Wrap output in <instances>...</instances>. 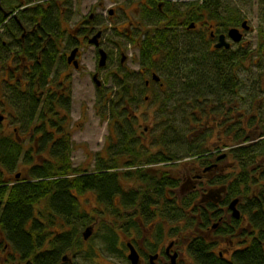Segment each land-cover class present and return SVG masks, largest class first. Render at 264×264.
<instances>
[{
	"label": "trees",
	"instance_id": "obj_1",
	"mask_svg": "<svg viewBox=\"0 0 264 264\" xmlns=\"http://www.w3.org/2000/svg\"><path fill=\"white\" fill-rule=\"evenodd\" d=\"M151 3L155 9V18L148 23H153V29L150 32L147 30L145 36L140 35L143 42L140 56L142 66L150 70L169 69L172 72L181 68L183 73H186L182 77L184 80L178 85L174 80H169V87L171 91L180 87L186 100L191 98V111L195 108L193 103L196 102V96L205 95L204 88L239 87L235 71L254 50L240 45L236 50L230 48L212 52L206 31L197 37L199 43L194 38L181 45L178 30L180 25H184L187 31H190V22L204 21L209 17L215 21L218 30L226 31L231 26L239 25L244 18L237 8L230 7L223 0L169 2L162 10L158 8L157 0ZM259 3L264 23V0H259ZM259 34L264 36V26L260 28ZM124 76L126 78V73ZM121 80L122 78L117 80V75L115 76L114 81L126 95V91H131V85ZM46 86L47 79L43 78L39 82L34 80L33 87L27 93L11 90V98L16 99L15 108L19 124L29 131L30 146L20 140L19 136L6 133L0 123V250L6 252L3 261L5 264H79L76 261L64 262L63 256L74 250V247L78 250L79 242L84 241L79 238L78 229L82 224L90 223L92 217L80 209L78 195L88 191L97 195L101 206L97 208V212L100 215L111 214L119 222L123 220L122 210L134 208L137 200L142 202V208L150 209L162 199L164 215L171 218L183 215L184 211L199 212L198 207L192 211L188 210L195 198L194 193L184 198L180 203L182 207L179 206L173 190L179 186V178L176 175L171 171L148 168L178 159L179 156L157 152L140 161L143 152L139 148L136 150L133 147L135 143L132 145L129 141L135 133L134 130L133 133H128L125 129L115 155L109 158L104 155L99 157L100 160L93 171L81 170L74 166V143L71 133L65 126L55 124L54 115L59 112H56L52 94L49 90L46 91ZM41 89L46 91V97L42 101L37 96V91ZM107 105L113 118L120 119L121 111L116 98H112ZM62 106L70 111V96ZM254 122L251 119L249 126ZM260 129L261 135L258 138L264 136V119ZM231 130L234 131L232 156L242 165V170L231 180L229 191L234 197H240L250 191L252 183H259L253 166L257 165V160L264 154V138L252 141L242 123L233 122ZM57 135L58 137H55ZM184 144L186 153L192 155L201 150L203 152L205 146L204 142L197 143L189 139H186ZM115 156L133 158L124 161V165H130L129 168L120 171L121 162ZM19 166L24 167L21 177L9 181L6 174L12 173ZM123 178L138 182V187L124 189L121 183ZM166 186L169 194H166ZM118 198L120 204L117 202ZM42 202L45 203L44 208L39 206ZM202 210L205 225H208L213 214ZM248 211L255 232L247 246L243 245L236 249L230 258H226L209 251L208 244L201 239L200 243L194 241L191 245L190 252L194 259L199 264H264V187L260 197L255 198ZM58 220H63L64 223L58 224ZM103 220L111 231L110 236L105 237L106 248L109 251H117V221L112 218ZM240 220L234 219L235 223ZM53 224L62 227L72 225V230L49 228ZM192 224L193 219L188 220L186 227ZM246 232L245 230L243 234Z\"/></svg>",
	"mask_w": 264,
	"mask_h": 264
},
{
	"label": "flooded vegetation",
	"instance_id": "obj_2",
	"mask_svg": "<svg viewBox=\"0 0 264 264\" xmlns=\"http://www.w3.org/2000/svg\"><path fill=\"white\" fill-rule=\"evenodd\" d=\"M152 1L128 0L124 5L117 2L116 6L111 8L108 13L109 18L117 17L115 23H109V32L122 33L125 37L131 39L129 44L135 46L140 63L136 72L127 67L126 71L119 73L120 78L131 85V91H126V95H122L126 104L129 102V107L132 103L137 107L140 106L143 103L142 96H145L143 98H146V100L149 98L148 95L144 94L145 90L140 89L138 86L141 78L144 79L146 89L153 88L155 90L157 87L160 92L165 94L163 97L168 96V92L171 90L169 80L160 73L171 74L172 71L169 69H166V71L150 70L142 66L140 62L143 42L137 37L141 34L145 36L147 30L150 32L153 29V23H148L149 20L155 18ZM174 1L178 2L176 0H157L158 8L162 10L169 2ZM63 2L64 0H0V93L7 97V101L3 99L2 103H8L11 99L12 89L27 93L33 87L34 80L39 82L40 79H47L46 91L49 90L52 94L56 112H59L58 115H54L55 120H58L59 117V121L55 124L66 127L69 111L62 104L67 101L68 96H70L72 104L70 76L73 68L77 71L83 69L84 60L87 58V51L90 46L94 48V56L98 66L101 49L107 52V61L111 57V53L105 46L107 24L103 19H100L102 17L101 12L98 10L92 11L90 14L87 13L80 21L73 24L71 16L73 9L66 4H62ZM65 2L69 3L70 0H65ZM100 4L102 6V2ZM134 15H138V18H135ZM244 20L235 26L243 33V39L245 37L244 30L251 29V26L249 29L243 27ZM207 22L209 21L207 20ZM194 23L196 27L198 23ZM209 25V32L205 30V24L202 25V28H204L202 31H206V35L211 41L210 51L215 52L226 49L224 47L216 48L215 43L221 33L228 34L229 28L226 31H220L213 23L210 24L209 22ZM99 31L101 32L98 39L99 44L91 43L90 39ZM227 38H229L228 35ZM243 39L238 43L243 45ZM115 43L117 44L115 56L119 60L118 66L123 68L129 59V55L123 50L119 42L116 41ZM232 46L233 42L230 48ZM123 57H125L124 60H122ZM101 72V69H96L92 74V78L99 88L104 83ZM154 73L159 78L154 77ZM98 81H100L99 85ZM239 88H204L205 95L196 96V102L193 103L195 109L198 110L197 113L195 111V113H188L187 115L189 129L192 127L194 131L189 138L185 137L186 139H193L197 143L205 142L208 138V132L212 131L210 126L220 125L222 129L223 126L225 127L222 133L227 134L226 142L223 143L226 145L216 151L202 152L201 150L198 154L193 155L184 153L185 157L178 155V159L165 162L171 168L178 165L183 167L180 170L181 174L178 175L179 182L180 179L183 180L181 185L179 183V188L177 187L179 206L182 207L180 203L184 198L190 197L194 193L195 198L188 210L192 211L198 207L199 212L187 211L186 213L184 211L183 215L174 218L168 215L165 216L162 199L158 201V205L154 204L150 209L142 208V202L137 200L134 208L122 210L123 220L117 222L115 234L118 236L117 250H120L128 264H134L129 258L131 246L139 255L137 264H199L190 252L194 241L200 243L203 239L208 244L209 251L230 258L236 249L241 248L243 245L247 246L251 237H254L255 228H253L252 217L248 208L253 204L255 198L260 197L261 190L264 187V154L259 159L260 161L258 160L257 165L253 166L258 178H261V182L258 184L252 183V188L249 187L250 191L245 195V198L239 197L237 203V207L241 211L239 218L233 216L229 207L230 202L236 198L229 191L231 180L226 181L222 177L235 166L232 159V146L227 145V142L231 141L230 130L233 122L242 123L245 127L248 126L251 119L259 116L258 108L254 107V115L244 113L242 114L243 119H241V114L240 117L239 114H236L237 118L235 119L234 111L242 112L244 110L241 102L245 97L239 95ZM46 91L45 89L37 91V96L41 101L46 97ZM208 92L213 94L212 99L207 97ZM12 96H14V93H12ZM190 99L186 100L184 94L183 100L179 103L190 107L192 103ZM13 101L15 106L16 99L14 97L12 98ZM4 112H6V108L0 107V115L3 116L0 123H4L9 119V112L7 114ZM14 131L18 136L17 128ZM55 137H58V135ZM220 138L222 141V136ZM261 138H264V136L252 139V141ZM190 162H197L198 164L193 167ZM152 167L155 166H148V168ZM167 189L168 186H166V191ZM244 189L246 193L245 186ZM92 193L96 200L97 195L94 192ZM166 194H169L168 191ZM117 202L121 203L120 198ZM97 203V208H100L98 200ZM101 209L104 211L103 208ZM202 209L213 214L208 225H205ZM216 214L217 217L215 218ZM97 218L94 223L98 222L99 218L100 220L112 218L115 222L117 221L111 214L100 215ZM192 219L193 224L186 227L188 220ZM234 219L241 220L235 223ZM109 222L112 224L111 221ZM244 223H246V226ZM245 230L247 232L244 235ZM239 236L242 239L236 243L237 247H235L234 239ZM65 256L67 257L65 258ZM95 256H97V252H95ZM63 261L75 262L69 257L68 253L63 256Z\"/></svg>",
	"mask_w": 264,
	"mask_h": 264
},
{
	"label": "rangeland",
	"instance_id": "obj_3",
	"mask_svg": "<svg viewBox=\"0 0 264 264\" xmlns=\"http://www.w3.org/2000/svg\"><path fill=\"white\" fill-rule=\"evenodd\" d=\"M176 1L182 2L192 0ZM101 2L102 6L100 4ZM117 2H121V4L124 5L128 0H70L69 3H66L64 0L62 3L73 9L71 13L73 24L80 21L87 13L90 14L92 11L98 10L101 12L102 17L100 19H103L105 24H107L105 46L111 53V57L108 59L107 64L102 68H98V62L94 56V48L90 46L87 51V58L84 60L83 69L77 71L73 68L70 76L72 104L68 112L69 118L66 128L71 133L74 143L72 149L73 165L81 170L93 171L96 168L97 162L100 160L99 157H103L104 155L109 158V156L115 155L114 153L118 150L117 145L120 143L119 141L123 139V131L125 129H127L126 132L128 133H133V130L135 131L133 137H131L129 141L132 142V145L135 143L133 147H135L136 150L139 148L141 152H143L140 161L157 152H161L162 154L172 153L171 155L177 154L180 155V157H185V137L189 138L190 134H193L194 131L192 127L189 129L187 115L189 112L195 113L196 111L197 113L198 110L194 108L195 110L193 109V111H191V107L183 104L180 105L179 102L183 100L184 96L180 87L172 91L170 90L168 96L163 97L165 94L160 92L157 87L155 90L153 88L146 89L144 79L141 78L138 86L140 89L145 90L144 94L149 96L148 100L143 98L145 96H142L143 103L138 107L134 103L129 107V102L126 104V101L123 100L124 91L120 89L114 81L115 76L117 75V80H119V73L126 71L127 67L136 72L140 63L136 55L135 46H130L129 44L131 39L125 37L122 33L117 34L115 32H109V23H115L117 17L109 18L108 13L111 8L116 6L115 4H117ZM223 2L228 3L230 7L233 6L237 8L242 17H244L243 20H247V23L251 26L250 30H244L245 37L243 39V46L250 47L251 50L254 51L235 71L237 82L240 87L239 95H244L245 97L243 102H241L244 110L242 112L234 111V114L235 119L237 118L236 114H239V117L241 114V119H243L242 114L247 113L249 115H254L255 111L253 108H258L259 116L253 118L255 122L252 126L248 124V126L244 127L247 134H249L252 139H255L261 135L260 126L264 119V36L259 34L260 28L264 26L263 20L261 19V6L259 0H223ZM221 12H223V10H221ZM134 17L138 18V15H134ZM207 20L210 24H214L215 22L212 18L206 17L204 21L197 22L198 25L190 31H187L184 25H180L178 30L181 45H185L194 38V40L198 39L197 37L203 32L202 30L204 28H202V25L204 24L205 30L209 32L210 25ZM214 26L218 28L217 25L214 24ZM140 37L141 36L137 38ZM206 37L207 40H209L208 35ZM116 41L122 45L123 50L129 55V59L123 68L118 66L119 60L115 56V48L117 47ZM240 45L241 43L233 42L232 49L236 50ZM132 54H134V56H132ZM96 69H101V75L104 78V83L101 88L97 86L92 78V74ZM160 74L164 75L167 80H174L176 85H178L184 80L182 77L186 73H183L180 68L176 69L171 74H166L165 72L164 74L162 72ZM212 96L211 93L207 95V97L211 99ZM112 98H116L121 115H123H119L120 119L118 120L117 118H113V114L109 110V105H107ZM3 99L7 101V97L0 93V107L6 108V112L4 113L7 114L9 112V119L2 123L3 130L15 136L16 133L14 129L17 128L19 139L24 141L27 146H30L31 143L28 142L30 139L29 131L20 126L21 124H19L14 101L12 102L11 98L8 103L5 102L3 104ZM54 121L58 122L59 117L58 120L54 119ZM210 129L212 131L208 132V138L204 142L205 146L203 147V152L216 151L226 145L223 143L226 142L225 139L227 134L222 133L225 127L223 126L222 129L220 125H211ZM32 131L33 130H30V132ZM230 134L232 136L231 141L227 142V145L234 143V131L230 130ZM221 136L222 141L220 140ZM115 157L121 162L119 165L120 171L127 170L129 168L128 166H130L124 165V161L133 159L130 158V156H124V158L120 156ZM232 159L235 162V166L222 176L226 181L232 180L242 170V165L233 157ZM191 162L190 164L193 167L198 164L197 162ZM154 168L156 171H171L177 177L181 174L180 170L183 169L181 165L171 168L165 163H161V165H157ZM22 171H24V167L19 166L12 173H7L6 178L9 181L18 179L15 177V174ZM252 177H254V175H252ZM255 177L258 178V175L255 174ZM260 179L258 182H261ZM121 183L124 189L127 190L138 187V182L134 180L123 178ZM179 183L181 185L183 180L180 179ZM173 190L177 197L179 192L178 189ZM78 197L80 209L86 213L88 212L92 217L90 223H94V221L98 219L97 217L100 216V213L97 212V199L95 200L92 191L85 192L78 195ZM242 197L245 198V195H242ZM39 206L44 208L45 203L42 202ZM116 220L119 223V220ZM58 222V224H60L63 220H58ZM90 223L82 224V226L79 227L78 235L80 239H83L82 232L85 230V226ZM58 224H53L49 228L55 229L58 227L63 231L72 230L70 229L72 225H65L62 227ZM105 224L104 220H100V218L98 222L92 224L94 225L92 235L88 240L83 239L84 241L82 243L79 242L80 248L78 250L74 247V250L68 252L69 257L80 264H128V261L120 250L109 251V249L106 248L107 243L105 237L110 236L111 231L107 229L108 227ZM244 225L246 226V223H244ZM241 239V236L234 239L235 247H237L236 243ZM95 252H97V256H95ZM5 253L4 250H0V264H5L3 262L6 258Z\"/></svg>",
	"mask_w": 264,
	"mask_h": 264
},
{
	"label": "water",
	"instance_id": "obj_4",
	"mask_svg": "<svg viewBox=\"0 0 264 264\" xmlns=\"http://www.w3.org/2000/svg\"><path fill=\"white\" fill-rule=\"evenodd\" d=\"M243 27L245 29H249L250 26L247 23V20L243 21ZM195 27V23L192 22L188 25V28H194ZM101 35V32L99 31L97 34H95L91 39L90 42L91 43H95L96 45L99 44V37ZM228 37L230 40H232L233 42H240L243 39V33L239 30L238 27H231L228 30ZM227 35L225 33H221L218 37V41L215 43V47L216 48H221L224 47L226 49L231 47V41L229 39H227ZM125 57H123L122 60H124ZM107 63V52L104 49H101V56H100V60H99V66H104ZM96 77V75H95ZM154 77L159 78V76L154 73ZM98 85L100 84V81L97 82ZM3 119V116L0 115V120ZM16 177L19 178L20 177V173L16 174ZM239 202V197H236L235 199H233L230 202L229 207L232 210L233 216L236 218H239L241 216V211L239 210V208L237 207V203ZM94 230V226L93 225H89L85 228V230L83 231V237L84 239H89V237L92 235ZM67 256H65L66 258ZM138 253L137 251L131 246V252L129 254V258L133 261L134 264H137L138 261Z\"/></svg>",
	"mask_w": 264,
	"mask_h": 264
}]
</instances>
